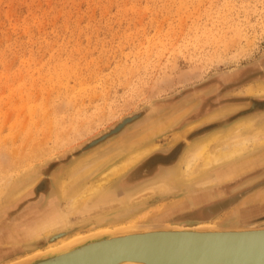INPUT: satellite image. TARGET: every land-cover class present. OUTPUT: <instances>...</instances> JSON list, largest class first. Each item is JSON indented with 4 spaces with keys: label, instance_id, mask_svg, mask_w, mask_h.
<instances>
[{
    "label": "rangeland",
    "instance_id": "rangeland-1",
    "mask_svg": "<svg viewBox=\"0 0 264 264\" xmlns=\"http://www.w3.org/2000/svg\"><path fill=\"white\" fill-rule=\"evenodd\" d=\"M261 84L264 0H0V264L129 224L264 227V158L213 182L201 184L216 169L180 177L191 144L249 117L256 121L240 138L261 128ZM151 146L89 215L116 213L114 201L128 195L120 185L135 194L152 187L165 200L54 242L33 238V222L62 214L74 192L108 168L92 164ZM262 152L264 145L255 158ZM167 170L177 184L156 190Z\"/></svg>",
    "mask_w": 264,
    "mask_h": 264
},
{
    "label": "bare ground",
    "instance_id": "bare-ground-1",
    "mask_svg": "<svg viewBox=\"0 0 264 264\" xmlns=\"http://www.w3.org/2000/svg\"><path fill=\"white\" fill-rule=\"evenodd\" d=\"M255 94L264 95V84H261L259 86V88L255 91ZM260 117H262L263 119V121L260 122L262 124L261 128L256 129L254 133L249 137L240 138V135L243 134V132H246L248 128H251V126L254 125L253 122H251V121H256V118L254 119V117L248 118L251 121L249 120L243 122L239 125H236V127L232 129L222 131L221 133L212 135L206 138L205 140L197 141L191 144L189 146V150L185 153L183 160H181L182 166H180L181 167L180 177L184 180H190L193 177L200 175L201 173L216 169L215 170L216 176L215 177L208 176L204 178L201 183L203 184L206 182H213L215 180L217 181L218 179L226 178L229 175L235 174L239 169L244 168L247 164H257V162L260 159L264 158V152H262L261 154L263 156L255 158V156L258 155L257 153L259 151V148L263 147L264 145V115L261 114V116L257 118ZM159 125L160 124H158L157 126ZM155 130L156 131L161 130V126L156 127ZM150 136H146V137H150ZM155 149L156 147L154 146L143 147L137 151L132 152L131 154L125 157L123 152H118L115 153L114 155H111L109 158L105 159L104 162H101L100 164L98 162L92 164L91 166L94 167V169H96L97 171H101L102 169H105L107 167L108 168L105 171V173L101 174V176L96 181L75 191L66 205V210L62 214L59 211L56 212L55 214L50 212L48 213V216L43 215L37 221L33 222L30 225V227H32L35 230L33 232L34 233L33 238H38L40 236H43L45 238V241H47V243L54 242L70 233H74V231L85 228L91 224H94V226L101 223L103 224L111 217L113 218L117 217L118 213L127 210V208H132V206H136V208L139 207L144 208L147 206H151L155 203H160L161 201L165 200L166 199L165 196L162 195L156 196L154 194H151L152 187L151 189L150 188L148 189L149 192L139 191L136 192L135 194L134 192L133 193L130 192L131 189L128 190L127 187L120 185V188L121 187L126 188L125 191L127 193L126 192L125 193L128 195L123 196L122 198H119L114 201L116 203V206L119 207L118 209H115L116 211L118 210L116 213L113 214H111V212L105 213L104 210L102 211L104 215L100 211H94L92 215H89L90 211H93L92 209L94 210L98 209L99 206H101L100 204L103 203L104 200H106L107 198L110 199L112 198L111 196L115 195V191H117V189L112 190L111 188H109V186L112 184V181L117 177L121 176L122 174H124L125 172L129 171L130 169L134 168L138 163H140L147 156L153 153ZM250 158H255V159L251 160ZM236 160L237 162L240 163L235 164L237 163ZM223 168H226V170L222 171ZM178 171L179 170L176 169L174 173H177ZM172 172L173 171H168V170L165 171L164 174L166 175V178L162 180L164 183L161 182L156 184L154 186L156 190L159 189V191L166 192L168 187L170 188L175 187L177 181L175 180V178L171 176ZM62 191L64 192L63 189ZM208 197L209 196H207V194L199 195L196 197H192L190 201L194 204H199L201 203L202 200H205ZM108 199H107V203H108ZM140 199L142 200L140 201V203H135L136 200H140ZM181 201L183 200H178L175 203L177 205H180L183 203V202L181 203ZM247 202H248L247 200H244L243 204ZM79 211H80V216H77L76 213ZM121 216L123 215L121 214ZM53 222L54 223L59 222V224L50 228L49 224H53ZM150 225L151 224H145V223L129 224L126 226L123 225L122 227L120 226L119 228L130 229L136 227L139 228L142 226L150 227ZM179 227H181V225H179ZM194 227H198V226H194ZM226 228H232V227H226ZM226 228L224 227V229ZM233 228L255 229L259 227L251 225L250 227L247 226V227H233ZM105 231L108 230L105 229ZM92 234L94 233L91 232L90 235ZM87 235L89 236V234ZM80 238L81 235H79L78 237H74L67 242L63 240V242L60 245L53 246L54 248L53 249L50 248V249L52 251L67 249L69 246L79 241ZM39 252L41 251H38V253ZM35 254H37V252ZM119 264H143V263L136 261H123Z\"/></svg>",
    "mask_w": 264,
    "mask_h": 264
},
{
    "label": "water",
    "instance_id": "water-1",
    "mask_svg": "<svg viewBox=\"0 0 264 264\" xmlns=\"http://www.w3.org/2000/svg\"><path fill=\"white\" fill-rule=\"evenodd\" d=\"M136 117L124 119L88 147L118 134ZM182 227L151 224L102 231L81 237L67 249L46 251L14 264H264V227Z\"/></svg>",
    "mask_w": 264,
    "mask_h": 264
},
{
    "label": "flooded vegetation",
    "instance_id": "flooded-vegetation-1",
    "mask_svg": "<svg viewBox=\"0 0 264 264\" xmlns=\"http://www.w3.org/2000/svg\"><path fill=\"white\" fill-rule=\"evenodd\" d=\"M255 105H256L257 108H259L260 106H261V107H264V102H261V103L258 102V103H256ZM258 106H259V107H258ZM263 109H264V108H263ZM249 115H251V114H249ZM161 161H165V160H161Z\"/></svg>",
    "mask_w": 264,
    "mask_h": 264
}]
</instances>
